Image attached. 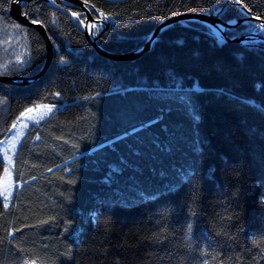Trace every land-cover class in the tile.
<instances>
[{"label":"trees","instance_id":"trees-1","mask_svg":"<svg viewBox=\"0 0 264 264\" xmlns=\"http://www.w3.org/2000/svg\"><path fill=\"white\" fill-rule=\"evenodd\" d=\"M9 2L0 0V18L17 24ZM88 3L109 17L98 44L111 53L137 48L185 13L264 20V0ZM23 12L45 27L52 59L28 84L0 82V142L27 109L53 111L25 129L13 155L18 187L7 209L0 197V264H218L217 253L232 257L228 264L237 254L239 264H264V43L218 44L204 24L176 22L140 57L112 60L45 2ZM19 26L29 61L0 74L33 75L43 65L42 37ZM251 30L264 35L254 21L227 35ZM5 167L0 155V179ZM161 228L165 239H148Z\"/></svg>","mask_w":264,"mask_h":264},{"label":"water","instance_id":"water-1","mask_svg":"<svg viewBox=\"0 0 264 264\" xmlns=\"http://www.w3.org/2000/svg\"><path fill=\"white\" fill-rule=\"evenodd\" d=\"M32 0H10L9 2V10L8 15L11 19H13L17 24L28 27L34 28L38 31L40 36L43 39L45 45V59L43 65L39 69V71L33 75H22V74H15V75H7V74H0V82L4 83H12V84H28L29 82L34 81L35 79L39 78L49 66L51 59H52V43L46 32L45 27L40 23L36 22L33 23L34 20L28 18L26 13L23 12L24 5L28 4ZM45 2L48 6L53 9L59 10L70 17L73 20L78 22V26L83 31L86 40L89 44L103 57L112 59V60H131L140 57L144 52L150 50L154 44V42L158 39V36L162 30H164L169 25L176 23V22H187V21H197L199 23L204 24L207 27L205 30L207 33H210L216 37V42L218 44H222L224 42H236L239 44L247 43L252 40H259L264 43V35L261 34L259 31L256 32H249L242 35H236L230 37L227 35L228 29L236 27L242 21H254L260 25L261 29H264V20L258 17H254L250 12L247 11L248 16L232 19V20H223L218 14L213 13H185L178 16H173L168 18L167 20L159 23L154 27L151 31L149 36L146 38L144 43L138 46L135 49H132L128 52L124 53H111L109 51L104 50L98 44V38L102 35L105 31L106 27L108 26V21L104 20L101 22L99 18V14L96 12L95 8L92 7V4L88 3L85 4L82 0H62L63 4L66 6H75L82 10V14L85 17L84 24H81L78 19L72 16V12L70 9L62 7L59 5H53L50 0H41ZM81 19V18H80ZM89 23H98L99 30L94 33L93 30H90L87 27Z\"/></svg>","mask_w":264,"mask_h":264},{"label":"rangeland","instance_id":"rangeland-1","mask_svg":"<svg viewBox=\"0 0 264 264\" xmlns=\"http://www.w3.org/2000/svg\"><path fill=\"white\" fill-rule=\"evenodd\" d=\"M17 24H7L4 23L0 18V69L7 68L10 65L12 67L14 66L15 69H21L23 68L29 61V51H28V42L25 35L24 30L19 27L16 28ZM256 32L255 30H251V32ZM95 33V31L93 30ZM18 61H23V63H20ZM41 107L37 109V106L33 107V112L27 113L26 111L23 113H26L24 116L19 117V119L15 122L16 127L13 128V126L10 128L8 136L3 139L0 142V155L2 156L6 167L9 168L11 171V177L9 178L5 171L3 173V176L0 179V189H3L5 186V183L10 179L11 186L10 191L13 192L15 188L18 187L16 183H14L12 178V165L13 163L9 164V160L4 159L5 152L8 157L13 159V155L17 149V146L20 143L21 137L19 136V133L24 132L25 128L24 125L27 124L28 126L30 124H39L43 119H45L51 112H47L48 108H52L50 105L42 104ZM47 106V107H44ZM47 113V115H45ZM43 116V119H40V117ZM29 117H32L31 119ZM37 121H39L37 123ZM18 137V142L16 144V148H12V141L13 138ZM13 162V161H12ZM3 200V196H0ZM12 197H10L9 204L12 201ZM4 202V201H3ZM34 264V263H31Z\"/></svg>","mask_w":264,"mask_h":264},{"label":"snow or ice","instance_id":"snow-or-ice-1","mask_svg":"<svg viewBox=\"0 0 264 264\" xmlns=\"http://www.w3.org/2000/svg\"><path fill=\"white\" fill-rule=\"evenodd\" d=\"M50 2H51L53 5H56L57 0H50ZM84 2H85V4H88V0H84ZM57 7H59V5H57ZM92 7L95 8L96 12L99 13V18H100L101 22L104 21V20H107V19L109 18V17L105 14V12L101 11L99 8H96L95 5H92ZM177 11H179V10H177ZM72 16H73L74 18L78 19L79 22H80L81 24H84V23H85L84 19H80L81 13H78V12H72ZM36 22H37L36 20L33 21V23H36ZM53 23H55V21H53ZM99 26H100V25H99L98 23H89V24H87V27H88L90 30L98 29ZM15 27H16V28H19L20 26H19V25H16ZM18 62L23 63V61H18ZM61 63H63V58H62V57H61ZM55 95L58 97V96L60 95V93L57 92V93H55ZM40 107H41V106L38 105V106H37V109H39ZM44 107H47V106H44ZM52 110H53L52 108H48V109H47V112H51ZM33 111H34V109H32V108H29V109L26 110L27 113H31V112H33ZM25 114H26V113H21V116H24ZM45 115H47V113H45ZM29 118L31 119L32 117H29ZM43 118H44L43 116L40 117V119H43ZM194 118L198 119V116H194ZM38 122H39V121H37V123H38ZM15 127H16V125L14 124V125H13V128H15ZM24 127L26 128V127H28V125L25 124ZM19 136H23V132L19 133ZM37 139H38V137H37ZM17 142H18V137L13 138V141H12V148H13V149L16 148V144H17ZM4 159L9 160V164L12 163V159H11L10 157L7 156L6 152H5ZM225 164H226V166H227V161H225ZM226 170H227V168H226ZM4 171H5V174L10 178V177H11V171H10V169H9V168H5ZM49 171H51V169H49ZM232 171H233V172H238V170H237L235 167L232 168ZM33 179H35V177H33ZM10 186H11V181H10V179H9V180L5 183V186L3 187V189H0V196H3L4 208H5V209H7V208L9 207V200H10V197L13 196V192L10 191ZM259 200H260V202H261V205L264 206V192H262V193L260 194ZM166 215H167V213L165 212L164 215L162 216V219H163L164 216H166ZM91 222L93 223V225H97V223H98V215H97L95 212H93V213L91 214ZM158 223H159V221H158ZM107 227H108V226L105 225V229H107ZM166 231H167L166 228H161L159 233L154 232V233L152 234L151 237H148V239L155 240V241H162L163 239L166 238V237L163 235ZM190 231H191V225L189 224V225L187 226V228L185 229V241H186V242H187V241H190V239H191ZM9 235L11 236L12 233L10 232ZM225 235H228V234L225 233ZM229 239H232V237L229 236ZM201 252H202V255H206V253L204 252L203 249L201 250ZM219 256H220L219 253H217L216 255H213V256H212V260H214V261H218V264H228V262H229L230 260H232V257H226L225 259H219ZM241 259H242V257H241L239 254H237L236 257H235V260H236L237 264H239V261H240ZM116 264H119V261H117ZM202 264H209V260H208V259H203Z\"/></svg>","mask_w":264,"mask_h":264}]
</instances>
